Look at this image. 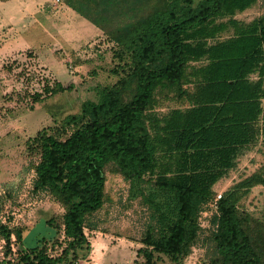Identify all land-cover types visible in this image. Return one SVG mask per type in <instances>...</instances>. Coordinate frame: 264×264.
<instances>
[{"label":"trees","instance_id":"1","mask_svg":"<svg viewBox=\"0 0 264 264\" xmlns=\"http://www.w3.org/2000/svg\"><path fill=\"white\" fill-rule=\"evenodd\" d=\"M257 1H63L104 32L125 64L120 79L97 86V99L68 121L77 124L69 134H39L27 145L38 158L33 192L50 193L65 211L59 252L45 242L12 254V236L22 245V230L0 224L6 242L0 264H77L90 247L85 231L98 228L109 166L148 208L145 264L162 256L182 264L198 235V216L216 199L215 186L264 139V18L245 25L234 19ZM229 28L234 34L221 38ZM191 64L202 65L187 75ZM73 88L46 85L32 96L34 105ZM163 92L188 107L158 116ZM259 186L264 165L217 202L210 264H264V223L241 206Z\"/></svg>","mask_w":264,"mask_h":264},{"label":"rangeland","instance_id":"2","mask_svg":"<svg viewBox=\"0 0 264 264\" xmlns=\"http://www.w3.org/2000/svg\"><path fill=\"white\" fill-rule=\"evenodd\" d=\"M63 1L17 0L7 8L0 5V224L23 233V246L12 236V254L45 242L57 254L55 242L63 239V207L50 193L33 192L38 158L28 154V143L56 130L69 134L77 124L68 121L81 117L83 103L97 99V86H113L125 64L104 32ZM260 18H264V0L234 17L243 25ZM233 34L229 28L221 38ZM200 65L191 64L187 75ZM56 82L74 88L34 105L32 96ZM192 86L185 84L190 91ZM157 98L158 116L188 107L172 93H159ZM263 165L264 139L240 156L237 167L215 186L216 194L223 195ZM106 194L105 206L96 216L98 228L85 231L90 247L80 252L77 264H145L142 241L148 208L141 197H132L130 182L114 166L106 169ZM241 206L264 223V187L254 188ZM214 214L210 203L198 216V235L189 243L182 264H210ZM5 253L6 242L0 236V261ZM157 258L155 264H173L167 257Z\"/></svg>","mask_w":264,"mask_h":264},{"label":"crops","instance_id":"3","mask_svg":"<svg viewBox=\"0 0 264 264\" xmlns=\"http://www.w3.org/2000/svg\"><path fill=\"white\" fill-rule=\"evenodd\" d=\"M16 1L17 0H0V5H6L5 7L7 8L12 3H16ZM99 32H100V30H99Z\"/></svg>","mask_w":264,"mask_h":264},{"label":"built area","instance_id":"4","mask_svg":"<svg viewBox=\"0 0 264 264\" xmlns=\"http://www.w3.org/2000/svg\"><path fill=\"white\" fill-rule=\"evenodd\" d=\"M222 198V194H217L215 201L212 202V206L214 211L217 209V202Z\"/></svg>","mask_w":264,"mask_h":264}]
</instances>
